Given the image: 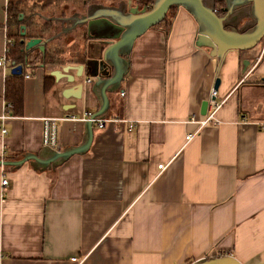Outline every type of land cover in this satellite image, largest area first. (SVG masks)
Instances as JSON below:
<instances>
[{"label": "crops", "instance_id": "obj_1", "mask_svg": "<svg viewBox=\"0 0 264 264\" xmlns=\"http://www.w3.org/2000/svg\"><path fill=\"white\" fill-rule=\"evenodd\" d=\"M78 1L70 11H49L54 2L42 6L41 0L20 6L24 21L42 22L44 16L82 12L88 1ZM6 8L7 0H0V114L11 66ZM171 9L133 39L122 79L106 93L108 120L92 125L84 152L43 168L29 161L0 164V180L6 178L0 186V264H188L219 254L264 264V52L260 44L230 49L218 61L197 44L192 14ZM50 26L51 36L32 32L47 38V50L57 51L60 42L79 48L62 51L52 66H21V113L8 111L1 121L0 157L39 152L44 116H75L60 120L56 131L60 148L76 145L83 137L78 117L98 108L99 94L90 91L92 80L83 70L80 98L61 94L63 77L51 75L45 86L50 69L90 56L83 26L63 34ZM216 77L226 96L220 121L185 141L197 126L185 119L202 114Z\"/></svg>", "mask_w": 264, "mask_h": 264}, {"label": "water", "instance_id": "obj_2", "mask_svg": "<svg viewBox=\"0 0 264 264\" xmlns=\"http://www.w3.org/2000/svg\"><path fill=\"white\" fill-rule=\"evenodd\" d=\"M217 2L221 3L219 11ZM233 4H239L234 9ZM184 7L195 18L198 24L196 42L207 46L212 55L221 61L227 50L251 49L259 44L264 35V0H152L150 7L132 4V0H117L116 3L101 1L87 2L82 10H73L68 15L44 16L46 19L57 20L60 30L67 32L77 26H83L88 38L90 56L76 65L65 64L59 69L49 70L54 79L64 78L65 86L61 89L63 96L80 98L84 90L85 80L81 77L82 70L91 79L90 91L98 92V108L91 112L90 117L103 118L108 104L107 92L116 91L125 71L127 56L133 39L149 26L165 19L167 10L172 7ZM22 17L19 12L18 19ZM66 22V24H64ZM25 25L19 24V35L22 48H38L44 50L47 38L29 36L24 38ZM10 73H20L21 65L10 62ZM243 66L249 63L242 61ZM42 66V63H40ZM73 68V73L65 71ZM219 78L213 82L218 88ZM207 101L201 104V113L205 112ZM83 137L76 145H69L58 150L42 145L39 152H23L18 158L0 157V164L17 167L29 161L34 168L53 166L73 153L84 152L92 137V122L83 119ZM188 264H243L231 254L202 256Z\"/></svg>", "mask_w": 264, "mask_h": 264}, {"label": "trees", "instance_id": "obj_3", "mask_svg": "<svg viewBox=\"0 0 264 264\" xmlns=\"http://www.w3.org/2000/svg\"><path fill=\"white\" fill-rule=\"evenodd\" d=\"M24 0H7V35L8 41L10 44L6 47V57H8L9 61H13L14 64H20L22 67L32 65L35 62L42 63L44 66H52L54 63L59 61V57L56 55V51H49L45 48L41 52L38 48L31 47L28 49L22 48V42H19L21 36L19 35V24L23 23L25 27L29 24V21H24V17L18 19L19 12H22L20 3ZM41 5H45L48 3L46 0H41ZM90 2L96 0H83V2ZM138 5H145L146 7H150L152 0H134ZM64 15V14H63ZM62 14L57 16H63ZM56 21V20H55ZM52 22V23H51ZM58 22V21H57ZM55 32H59V34H63L65 32L60 30V23H54L53 19H46L41 22L42 29H51L52 25ZM29 30V29H28ZM25 31L24 38L29 36H40L38 33H32L29 31ZM52 30V29H51ZM43 31V30H42ZM52 33H49L48 36H51ZM23 69H21L20 73H9L5 80L4 86V101L9 104L8 111L10 114H20L22 108V75ZM50 82H52V76L47 74L44 77V84L47 87ZM3 158H13V156H5Z\"/></svg>", "mask_w": 264, "mask_h": 264}, {"label": "built area", "instance_id": "obj_4", "mask_svg": "<svg viewBox=\"0 0 264 264\" xmlns=\"http://www.w3.org/2000/svg\"><path fill=\"white\" fill-rule=\"evenodd\" d=\"M260 48L261 52H264V35L262 36L260 42ZM5 57H0V64L4 61ZM28 74L24 73V77H27ZM86 80H89V78H86ZM120 95L122 94V91L119 92ZM226 100V96L222 95L219 93L218 89L214 88L212 85L209 89V93L207 96V103H206V109L205 112L202 114H197V113H191L185 120L187 122H194L197 124L196 128L192 131H189L185 134V141L191 139L195 134L199 132V130L208 125H216L219 123V118L217 116L218 110L221 108V106L224 104ZM9 104L5 103L4 104V110L0 114V133L5 132V128L2 126L1 121L9 116L8 112ZM91 112L89 110H84L82 112V115L78 117L79 120L83 119H90L92 122V125L94 124L98 128L102 127L104 123L108 120V118H94L90 117ZM75 119L76 117L73 115H60V116H44L42 117V131H41V143L42 145H48L49 147L53 149H60L61 145L58 141L57 137V131H56V126L57 123L60 120L63 119ZM132 122L127 123L126 128L131 129L132 128ZM158 168L162 167V164L159 163L157 164ZM6 183V178L2 177L0 180V186H3ZM72 259H74L72 257Z\"/></svg>", "mask_w": 264, "mask_h": 264}, {"label": "rangeland", "instance_id": "obj_5", "mask_svg": "<svg viewBox=\"0 0 264 264\" xmlns=\"http://www.w3.org/2000/svg\"><path fill=\"white\" fill-rule=\"evenodd\" d=\"M46 1L48 3L54 2V4H55V5H52L53 7H50L52 9H50L49 11H51V10H54V11L60 10L61 6H63L65 8V11H70L72 9V6H76L77 3L79 2L78 0H76L75 2H73L71 0H46ZM98 1H103V0H98ZM104 1H108V0H104ZM27 10H32V8L27 7ZM49 11L45 12V14H51V12L49 13ZM170 13H172V9L171 8L169 10H167L165 18H166L167 15L169 17ZM39 19L37 17L32 18V20L28 24L29 32H38V33L45 32V34H49L50 33V29H45V30L42 29L41 21H39ZM56 45H58V48H56L57 49V51H56L57 52L56 53L57 57H62V54H63L62 51L66 52L68 54L71 51V49L75 48V46L76 47L78 46V48H79L80 44L78 45L77 43H75L74 45L69 46L68 48L63 42L57 43ZM49 50L51 51V49H49Z\"/></svg>", "mask_w": 264, "mask_h": 264}, {"label": "flooded vegetation", "instance_id": "obj_6", "mask_svg": "<svg viewBox=\"0 0 264 264\" xmlns=\"http://www.w3.org/2000/svg\"><path fill=\"white\" fill-rule=\"evenodd\" d=\"M220 6H221V3L220 2H217V5H216V10L217 11H219V8H220ZM85 36H87L86 34H85ZM80 57H81V59L80 60H85L86 59V57H85V55H80Z\"/></svg>", "mask_w": 264, "mask_h": 264}]
</instances>
